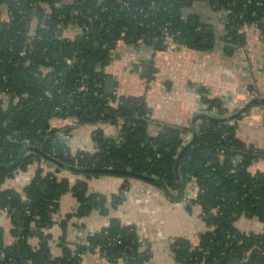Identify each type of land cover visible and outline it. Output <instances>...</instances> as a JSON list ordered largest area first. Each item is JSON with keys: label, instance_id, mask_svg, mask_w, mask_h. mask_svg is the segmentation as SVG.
I'll use <instances>...</instances> for the list:
<instances>
[{"label": "trees", "instance_id": "1", "mask_svg": "<svg viewBox=\"0 0 264 264\" xmlns=\"http://www.w3.org/2000/svg\"><path fill=\"white\" fill-rule=\"evenodd\" d=\"M194 1L207 0H0V187L16 172L38 164L22 193L0 190V209H7L15 237L12 245L5 246L0 230V264H83L85 255L93 253L110 264H147L149 255L141 249L136 227L116 219L84 241H68L72 219L88 217L95 210L107 215L122 203L129 186L123 185L111 196L90 192L86 180L72 184L67 178L59 179L57 173L66 170L63 166L78 168L69 170L86 179L107 174L88 170L103 169L152 177L157 181L149 183L175 191V195L167 193L173 199H183L187 185L195 182L198 191L188 205L200 206L206 231L196 246L177 240L174 260L179 264H264V231L245 233L235 226L241 217L256 218L264 226V172L249 170L264 159V150L239 141L230 122L203 119L193 144L181 155L177 180L175 164L189 129L167 126L150 136L148 111L141 100L108 96L103 90V69L118 43L150 41L161 50L173 38L177 44L208 49L211 44H205L196 27L182 18V11ZM208 1L225 12L229 45H244L240 31L244 25H255L264 39V0ZM70 27L80 33L68 35ZM248 90L255 93L251 86ZM1 96L8 97L4 109ZM208 104L229 111L216 102ZM256 106L264 109V103ZM54 118H71L77 126L101 122L122 127L118 141L97 130L92 135L96 152L72 153L61 140L62 129L52 127ZM31 147L61 166L41 168L45 160L26 151ZM66 193L76 199L77 208L60 222V253L53 257L49 230L57 223L59 201ZM211 210L216 212L210 214ZM31 237H36L35 245L30 244Z\"/></svg>", "mask_w": 264, "mask_h": 264}, {"label": "crops", "instance_id": "2", "mask_svg": "<svg viewBox=\"0 0 264 264\" xmlns=\"http://www.w3.org/2000/svg\"><path fill=\"white\" fill-rule=\"evenodd\" d=\"M73 0H63V3ZM114 1L117 0H106ZM183 20L196 27V32L202 34L200 39L205 44H211L208 49L198 50L185 44L166 40L161 50L150 41H138L135 45L118 43L112 53L111 60L105 65L103 72L105 80L114 79L113 95L116 97H131L141 100L147 107L150 126L148 133L156 136L164 127L189 129L184 137L186 146L192 140L191 123L200 114H204L205 105L216 102V105L229 110V117L235 113L232 101L243 96V90L250 86L254 88L257 97L264 98V39L259 29L253 25H244L241 35L244 38L242 47L229 45L225 40V12L217 11L210 1H194L182 11ZM35 29L37 21L32 22ZM68 31V32H67ZM68 35L80 33L76 27L67 30ZM64 35V32H63ZM66 35V33H65ZM211 36V38H207ZM140 65L149 64L148 73L134 72L128 63ZM217 108V107H216ZM261 113L253 109L246 114L232 119L235 137L253 147L264 150V109ZM228 112V113H229ZM202 124V119L195 121V131ZM53 128L62 129L61 140L67 144L72 153L76 151L96 152V143L92 139L99 130L105 138L118 141L121 123H97L95 125L77 126L71 118H54ZM65 131V132H64ZM65 133V135H64ZM44 165L46 170H53L51 165ZM38 164L35 162L26 171H18L13 177L7 178L0 190H14L22 193L32 180ZM249 170L264 172V159L254 162ZM57 177L67 178L72 184L77 180H86L89 191L106 196L118 193L127 184L129 187L122 203L116 208H110L107 215L93 211L90 216L82 219H72L67 229V239L76 244L84 241L101 228L109 225L111 220H118L121 225H134L142 250L149 255L147 264H179L174 260V244L177 240L196 246L199 235L206 231L199 205H188L196 196V183L187 185L183 199L170 198L162 188L137 178L124 179L117 175L90 176L75 174L71 170H61ZM173 196V195H172ZM190 207V208H189ZM77 201L71 193L63 195L59 201V210L55 215L57 222L50 230L52 256L60 253L57 247L61 236L60 222L68 214L75 212ZM235 226L242 232L261 234L263 224L256 218L241 217ZM0 230L5 246L12 245L15 237L11 234L10 218L0 209ZM32 245L37 243L36 237L29 238ZM83 264H110L96 254H87Z\"/></svg>", "mask_w": 264, "mask_h": 264}, {"label": "water", "instance_id": "3", "mask_svg": "<svg viewBox=\"0 0 264 264\" xmlns=\"http://www.w3.org/2000/svg\"><path fill=\"white\" fill-rule=\"evenodd\" d=\"M206 43V41L204 42ZM98 48V47H96ZM129 66H131L133 68V71L134 72H138L140 69H141V73H148L149 70H150V65L149 64H143V65H140L138 63H131L129 62L128 63ZM67 75V71L64 72V77H66ZM105 94L108 95V96H111L113 95V88H114V79L110 78V79H107L105 80ZM259 103H264V98H260V97H255L254 99L250 100L249 102H247L240 110L236 111L233 115L229 116V117H226V118H216V117H209L205 114H200V115H197L192 123H191V131L193 133L192 135V140L189 144H187L186 146L183 147V150L178 154L177 156V160H176V164H175V176H176V179L179 180V176H178V163H179V160L181 158V155L183 153V151L191 146L195 140V136H196V131H195V127H194V124H195V121L198 120V119H208V120H213V121H217V122H229L231 121L232 119H235L236 117H239V116H242L244 114H246V112H248L253 106H256L257 104ZM26 151H32V152H35L37 154H39L40 156H42L45 160V162L48 164V165H55V166H61L60 162L56 159H54L52 156L50 155H47L45 153H43L42 151H40L39 149L37 148H28ZM22 158H20L19 161H21ZM19 161H17L16 163L12 164V165H9L7 166L6 168H11V167H14L17 163H19ZM65 167L66 169H71V170H79L78 168H74V167H66V166H63ZM88 172H102V173H107V174H121V175H129V176H132L134 178H137L139 180H142V181H147V182H156L157 180H155L154 178L152 177H148V176H144V175H137V174H133L129 171H121V170H118V169H103V170H88ZM164 186V185H163ZM166 191V190H165ZM181 196L184 195V191H181L179 193ZM20 230H22V226L20 227Z\"/></svg>", "mask_w": 264, "mask_h": 264}, {"label": "built area", "instance_id": "4", "mask_svg": "<svg viewBox=\"0 0 264 264\" xmlns=\"http://www.w3.org/2000/svg\"><path fill=\"white\" fill-rule=\"evenodd\" d=\"M264 20V19H263ZM166 26H169V24H166ZM84 32L88 30L87 27L83 28ZM176 35H179V33H177ZM164 30L161 31V38L163 39L164 37ZM26 53L25 52H21V55L24 56ZM72 60L67 59L66 60V64L67 65H71ZM3 97V102L1 104V107L4 109L6 107V101H7V96H1ZM256 96L255 93L250 92L248 89H244L243 90V96L241 97H236L235 99H233L232 101V110L234 111H238L240 110L247 102H249L250 100L254 99ZM257 107V106H256ZM205 111H203V113L209 117H216V118H223L225 116H228L230 114L229 111H220L218 108L216 107H211L209 104L205 105L204 107ZM256 109L261 113L260 108H255V106H253L247 113L246 115L248 116L249 114H251L252 110ZM229 112V113H228ZM264 115V114H263ZM264 118V116H263ZM222 153V152H221ZM46 163V162H45ZM52 166V164H51ZM41 168H45L44 165L40 166ZM234 172V171H231ZM198 191V188H196V192ZM196 197V196H195ZM4 212L7 211V209H3ZM216 211L215 210H211L210 214H214Z\"/></svg>", "mask_w": 264, "mask_h": 264}]
</instances>
